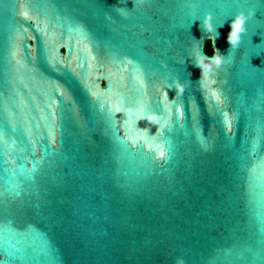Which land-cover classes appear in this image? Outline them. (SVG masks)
Returning <instances> with one entry per match:
<instances>
[{"label": "water", "instance_id": "95a60500", "mask_svg": "<svg viewBox=\"0 0 264 264\" xmlns=\"http://www.w3.org/2000/svg\"><path fill=\"white\" fill-rule=\"evenodd\" d=\"M31 2L0 0V261L264 264V0ZM237 11L252 15L232 50ZM206 43L225 57L201 88L189 57Z\"/></svg>", "mask_w": 264, "mask_h": 264}, {"label": "snow or ice", "instance_id": "6c2138e0", "mask_svg": "<svg viewBox=\"0 0 264 264\" xmlns=\"http://www.w3.org/2000/svg\"><path fill=\"white\" fill-rule=\"evenodd\" d=\"M144 0H140V3H143ZM33 6L31 0H25V3L22 5L23 9H31V7ZM13 7H15V5H13ZM21 15L24 16V19L27 20V14L26 12H21ZM75 31H77L81 36H85V33L83 32V30L80 27H76ZM85 38H87L85 36ZM45 44V48L47 49L48 47V42L47 40L44 41ZM12 59H15V52L12 53ZM17 64H19V61L16 62ZM16 70V69H13ZM208 80H205L204 82V87L208 84ZM165 87H170V84H165ZM185 90H187V86L185 88ZM210 95L211 97L218 99L217 98V94L215 91H210ZM147 108L146 105H142L141 108L138 110L140 115H143L146 111L145 109ZM163 111V113L165 114V117H168V111H169V106L167 104H163V108L161 109ZM176 111L178 112L179 109L177 108ZM170 120L168 119V124H167V128L170 131ZM163 137V135H162ZM162 144H157L155 146V150H158V156L156 157L157 160H162V164L161 165H156V166H160L163 167V165H166L168 163H170L175 155H176V148L174 143L169 140V139H162ZM256 142H253V147L252 149L249 151L248 153V157H252L255 155L256 151H257V147L255 146ZM200 150L207 153L209 151L212 150V145L209 142H205L204 140H200V144H199ZM57 155V153L55 151H53L51 157H49L48 159L45 158H41L40 160H33L32 161V167L28 168L24 165L20 166L19 172L20 175L23 177L24 181L29 182L31 185H35L36 184V179L37 177H40L42 175V171L44 168V165H47L48 168H52L54 165H56L58 162L55 159V156ZM151 161L154 163L153 161V157H150ZM255 171V165L253 167V169L250 170V178H251V174ZM13 190H17L15 192L16 196H20L21 192L24 191V188L22 187V182L16 184L13 188ZM7 191V189H5L3 192H0V197H3L5 195V192ZM4 201L2 199H0V205H3ZM38 208L41 207L40 205L37 206ZM43 207H48V205H43ZM6 211V206L5 207H0V215L3 214V212ZM258 243H260L261 245H264V239H261L260 241H258ZM0 264H4L3 261H0ZM55 264H57V261L55 262Z\"/></svg>", "mask_w": 264, "mask_h": 264}, {"label": "clouds", "instance_id": "9594fccd", "mask_svg": "<svg viewBox=\"0 0 264 264\" xmlns=\"http://www.w3.org/2000/svg\"><path fill=\"white\" fill-rule=\"evenodd\" d=\"M251 15L252 13L250 11L247 13V16L243 11H237L232 16L230 20V31L226 36V41L229 44V49L234 50L238 46L241 34H244L246 31L244 26L245 20L251 17ZM211 19V15L205 13L202 19L198 18L194 20L200 21V29L202 33L206 34L205 40L210 42L212 45H215V40L218 36V33L216 32V26L214 27ZM224 57L225 55H221L219 50L216 48L214 54H212L211 56H208L206 54L202 56L201 52H193L189 57L193 65L200 69V78L196 82L200 84L201 88L204 87L205 80L209 79L213 70L220 69L222 67L224 63ZM176 86L182 91L183 88L187 85L177 84Z\"/></svg>", "mask_w": 264, "mask_h": 264}, {"label": "trees", "instance_id": "16d2710c", "mask_svg": "<svg viewBox=\"0 0 264 264\" xmlns=\"http://www.w3.org/2000/svg\"><path fill=\"white\" fill-rule=\"evenodd\" d=\"M205 53L207 55H211V48H210L208 43H206V45H205Z\"/></svg>", "mask_w": 264, "mask_h": 264}]
</instances>
